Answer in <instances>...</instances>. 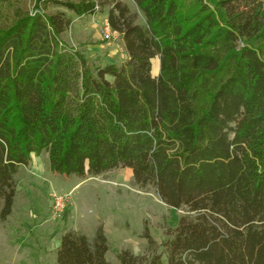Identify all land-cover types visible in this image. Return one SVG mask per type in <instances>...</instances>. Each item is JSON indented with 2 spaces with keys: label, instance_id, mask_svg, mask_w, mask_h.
Wrapping results in <instances>:
<instances>
[{
  "label": "trees",
  "instance_id": "1",
  "mask_svg": "<svg viewBox=\"0 0 264 264\" xmlns=\"http://www.w3.org/2000/svg\"><path fill=\"white\" fill-rule=\"evenodd\" d=\"M132 1L143 24L121 0H0V221L19 167L45 152L53 174L128 168L184 209L165 260L123 249L119 264H264V0ZM106 4L126 59L92 66L60 34L66 11ZM107 250L101 226L92 245L68 230L56 264H110Z\"/></svg>",
  "mask_w": 264,
  "mask_h": 264
},
{
  "label": "rangeland",
  "instance_id": "2",
  "mask_svg": "<svg viewBox=\"0 0 264 264\" xmlns=\"http://www.w3.org/2000/svg\"><path fill=\"white\" fill-rule=\"evenodd\" d=\"M121 1L137 13L136 22L143 24L144 17L133 1ZM56 10L64 9L47 8L48 12ZM107 10L106 4L93 15L66 11L72 22L60 40L81 51L92 66L120 65L126 59L120 35L104 36ZM158 69L155 57L152 74ZM14 181L11 212L0 221V264H56V249L65 231L83 233L92 245L99 226L107 239L105 258L110 264H119L117 252L123 249L142 255L154 248L165 260L162 243L167 229L174 228L185 212L164 204L150 185L135 184L127 168L84 178L63 176L51 173L45 152L32 154L28 165L19 167ZM57 196L63 201L59 212L54 201ZM145 232L153 240L151 247Z\"/></svg>",
  "mask_w": 264,
  "mask_h": 264
},
{
  "label": "built area",
  "instance_id": "3",
  "mask_svg": "<svg viewBox=\"0 0 264 264\" xmlns=\"http://www.w3.org/2000/svg\"><path fill=\"white\" fill-rule=\"evenodd\" d=\"M113 33H116V32L112 31L109 26H106V31L104 33L105 38H110ZM54 201H55V208L57 209V212L61 211L63 208L62 197L57 196L54 198Z\"/></svg>",
  "mask_w": 264,
  "mask_h": 264
},
{
  "label": "crops",
  "instance_id": "4",
  "mask_svg": "<svg viewBox=\"0 0 264 264\" xmlns=\"http://www.w3.org/2000/svg\"><path fill=\"white\" fill-rule=\"evenodd\" d=\"M153 59H154V58H153ZM153 59H152V60H153ZM152 60H151V66H152ZM151 72H152V69H151ZM155 72H156V71H155ZM156 74H157V73H155L154 75H156ZM127 169H128V168H127ZM129 170H130V169H129ZM130 171H131V170H130Z\"/></svg>",
  "mask_w": 264,
  "mask_h": 264
}]
</instances>
